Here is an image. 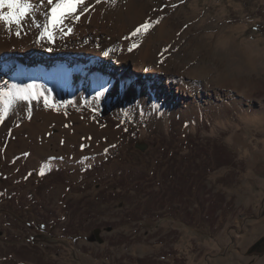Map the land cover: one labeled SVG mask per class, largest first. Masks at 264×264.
Returning a JSON list of instances; mask_svg holds the SVG:
<instances>
[{
	"label": "rangeland",
	"instance_id": "rangeland-1",
	"mask_svg": "<svg viewBox=\"0 0 264 264\" xmlns=\"http://www.w3.org/2000/svg\"><path fill=\"white\" fill-rule=\"evenodd\" d=\"M90 1L65 20L68 37L90 18L100 34L148 23L133 44L161 39L173 53L193 44L229 105L189 116L163 104L124 109L111 98L133 80L153 95L151 77L56 46L51 56H84L90 71L108 63L101 80L113 82L91 102L76 99L75 63L46 76L65 73L56 91L11 89L0 123V264H264V0ZM21 54L2 68L31 77L14 69L34 68Z\"/></svg>",
	"mask_w": 264,
	"mask_h": 264
},
{
	"label": "bare ground",
	"instance_id": "bare-ground-1",
	"mask_svg": "<svg viewBox=\"0 0 264 264\" xmlns=\"http://www.w3.org/2000/svg\"><path fill=\"white\" fill-rule=\"evenodd\" d=\"M32 1H37L38 6L36 10L33 11L32 15L26 18L30 23H26L25 19L20 29L13 28L10 31L0 25V94L3 95L5 102L11 101L13 98L11 92L13 87L19 88V90L22 91V88H26L28 84H32L38 88L46 90L51 88L56 91L55 82L58 79L67 78V76L65 73H54L52 80H47L46 76H52L50 72H53L54 70H69L68 67L75 63H78V65L75 67V72L71 70L72 72L69 73V78L73 79L74 85H78V88L74 91L75 93H79V95L74 96L76 99L79 97L83 102L86 100V102H91L95 99V94L97 96L98 93H106L107 86L113 82V78L111 77L112 82L109 81V83H107L109 78V71L107 72L106 70V68L109 67L107 65L108 63L104 64L105 69L93 68L91 66L92 71H90L87 62L85 64L82 62L84 56L77 55L69 60H60L57 57L50 55L52 52H55L54 49L56 46H62L61 44L65 42L67 45L64 46L68 50H71L72 52L74 51L73 53H82L83 55L90 57H97V59L99 58L101 61L113 62L112 65L115 67H113L115 69V72L113 73L119 74L123 70V67L128 65V67L131 68L130 70L132 73H135V75L138 76V80L149 77L152 78L154 81L153 88H156L153 90V95L146 91L145 84H143L142 88L139 90L138 81L136 82L133 80L131 87L123 88L117 92L118 95L111 98V101H116L117 98L121 99L123 104L122 107L124 109L128 110V108L131 107V104L137 102L140 105H143V108H148L149 111L153 112L161 107L160 104H163L164 106H171L172 110H176L178 114L180 113L182 116H189L192 113L201 112V109L212 112L213 110L215 111L216 109L229 105V103L224 102V99H221L222 97L220 98L219 92H221V90L216 89V91H214L215 79L220 76L218 70L212 69L211 66L207 67L202 61H197V52L193 44L187 42L184 43V46L179 45L180 49L173 53V48L170 47L171 49H167L168 47L163 43V40L158 39L143 47L136 46L132 51H129V46L133 44V40L139 37V34L135 37L132 36V31L134 30L133 25L137 21L136 19H134V23L129 25H122V27L118 26L116 29L109 32V34L105 33L108 29H105L103 34H100L102 32L99 33L98 29L91 27L90 24L95 20L93 21V18H90V24L86 26L81 25L78 28L73 27L69 37L66 34V28L69 25L64 21L62 29H56L53 32L52 38L49 39V37L41 35L43 29L34 26L33 21H35V24L42 25L47 18V15H43L48 12L50 5L47 4V0ZM92 2L93 1L91 0L89 3ZM82 19L86 20V17H83ZM85 20L81 21L82 24H85ZM17 31H19V35L16 34ZM187 36L188 35H186V39H188ZM169 37L173 38V36ZM177 37L178 36L176 35L174 36V38ZM189 40L191 42L193 41L190 38ZM180 42L184 41H179V43ZM171 46H174V44ZM182 50H185V52ZM27 52H29V58L24 56L25 58L22 59L24 65L26 64L30 68H38L43 65V71L45 72L42 73L34 68L23 71L18 67H14L17 72L29 73L31 75V77H16L11 69L8 70L5 68L3 70V63L1 62L2 58L4 61L7 59L11 62L10 65H15V63H18L19 59H16L14 54L22 53L19 56H23V54ZM238 65L241 68L240 62ZM198 69H206L208 72L205 75L199 74L196 72ZM118 74L114 77H118ZM88 77L91 78L92 82ZM157 77H160L158 81L155 80ZM41 78L43 79L42 82H35ZM106 78V82L105 80H101ZM189 78H196L199 80L198 82L200 86ZM93 84H98V90L90 89L94 87ZM155 84H159V86H156ZM192 87L197 88V93L193 90V92H191ZM199 89L201 90L200 93ZM92 91H95V94L90 97ZM197 96L201 97L196 99ZM213 96L218 97L219 100L213 101ZM43 98L45 99L42 100V103L48 102L47 99L49 96L45 95ZM202 98L205 100L204 104L199 103V100H202ZM230 101L234 103V97H231ZM31 104L32 103L28 105L31 106ZM38 104H40V102H38ZM19 107L21 106L14 107V111H17ZM9 108L10 106L8 107V110ZM7 111L5 113L6 118L8 117ZM116 111L120 112L121 108L116 109ZM142 114V112H139L138 115L135 114V117L139 118Z\"/></svg>",
	"mask_w": 264,
	"mask_h": 264
},
{
	"label": "snow or ice",
	"instance_id": "snow-or-ice-1",
	"mask_svg": "<svg viewBox=\"0 0 264 264\" xmlns=\"http://www.w3.org/2000/svg\"><path fill=\"white\" fill-rule=\"evenodd\" d=\"M47 4L50 5V8L46 14L47 18L45 22L41 25L35 24V21H33V24L37 28L43 29L41 32L42 36H47L51 39L56 29H62L65 20L69 18L74 20L79 19L77 9L85 5V0H47ZM33 11L34 5L32 0H0V25L9 31L13 28L20 29L24 20L30 17ZM148 28L149 24L144 23L132 32V36L135 37ZM16 34L19 35V31ZM136 46V44H132L128 50L132 51ZM22 98L26 99L27 96ZM9 106L10 101L5 102L3 95L0 94V121L3 120Z\"/></svg>",
	"mask_w": 264,
	"mask_h": 264
},
{
	"label": "flooded vegetation",
	"instance_id": "flooded-vegetation-1",
	"mask_svg": "<svg viewBox=\"0 0 264 264\" xmlns=\"http://www.w3.org/2000/svg\"><path fill=\"white\" fill-rule=\"evenodd\" d=\"M260 244L262 245V241H259V242H258V246H260V247H261V245H260Z\"/></svg>",
	"mask_w": 264,
	"mask_h": 264
}]
</instances>
